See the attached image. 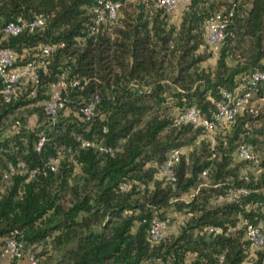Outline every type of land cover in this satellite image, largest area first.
Instances as JSON below:
<instances>
[{
    "label": "trees",
    "instance_id": "16d2710c",
    "mask_svg": "<svg viewBox=\"0 0 264 264\" xmlns=\"http://www.w3.org/2000/svg\"><path fill=\"white\" fill-rule=\"evenodd\" d=\"M96 1L0 0V48L14 52L16 64L44 60L40 44H64L37 67L34 95L31 83L9 101L0 92V124L25 106L35 118L19 116L0 127V246L13 235L26 249L42 246L30 254L54 264H264L262 111L238 114L215 145L200 140L182 152L174 185L158 176L171 150L194 144L205 131L177 125V113L195 106L214 128L225 127L215 121L223 90L264 102V79L250 81L264 73V0H235L222 10L233 8V15L213 66L203 65L213 56L204 21L218 12L216 0H191L177 23L153 0H113L120 4L116 22L91 35L89 8ZM36 15L48 17L43 31L4 35L8 22ZM63 70L69 72L65 103L52 119L42 102ZM93 94L95 115L85 119L79 108ZM240 144L252 147L257 163L235 158ZM53 158H59L55 170L47 164ZM237 188L248 193L219 199ZM171 211L186 214L184 222L152 242V217L169 223ZM244 222L261 226L262 246L252 247Z\"/></svg>",
    "mask_w": 264,
    "mask_h": 264
},
{
    "label": "built area",
    "instance_id": "2783aa9c",
    "mask_svg": "<svg viewBox=\"0 0 264 264\" xmlns=\"http://www.w3.org/2000/svg\"><path fill=\"white\" fill-rule=\"evenodd\" d=\"M154 4L163 9L165 12H170L176 7H180L181 11L188 7L191 0H153ZM120 4L113 0H97L90 8V20L87 24L89 34H96L100 31L104 25L113 24L118 18ZM233 15V8L227 13L218 11L211 14L204 21L205 41L208 49L217 54L223 45L225 38V29L229 24V20ZM48 23V17L45 15H36L30 20H24L20 17L14 21H10L5 24L3 33L6 36H15L24 30L30 33L43 31ZM63 43H46L40 44L39 53L44 60L29 61L26 64H16V54L9 48H0V83L2 88L0 90L5 101H9L12 95L16 92V89L31 83L33 88L31 94L34 95L38 87L39 77L37 67L42 66L45 61L53 54V52L63 47ZM23 56V54L21 55ZM69 78V72L63 70L58 79L50 85V97L48 101L44 103L45 113L52 119L56 117L57 111L64 107L65 100L63 98V91L67 87V79ZM258 79H264V73L255 72L251 75L250 81L254 82ZM72 86L80 85L79 80H72ZM250 93H239L235 91H222V100L217 103V111L215 113V121L225 127L234 120V118L244 112L245 110H252L250 101ZM99 100L97 94H93L88 102H84L79 112L85 119H91L95 115V106ZM175 123L181 124H193L194 126L201 127L205 131H212L215 126V122L205 118L199 109L195 106H190L185 110L177 113ZM45 138L40 137L37 142V149L42 146ZM82 147L91 146L97 148L100 151L106 150L105 147L95 141H82ZM182 148H175L170 151L167 159L160 166L158 171L159 178L163 179L166 183L174 185L176 182V175L174 172V166L179 161L182 154ZM235 158L238 160H247L257 163L256 154L252 147L248 144H240L235 151ZM59 163V158L49 159L48 166L55 170ZM13 168L10 167V172ZM206 175V170L202 172V176ZM121 189H125V185L120 186ZM248 193L245 188L231 189L224 196H220V200H233L239 196H244ZM246 236L250 240L253 248H258L263 244V234L260 225H253L248 222H244ZM209 230L218 231V228L210 227ZM169 232L168 221L158 215H154L151 219L148 233L149 239L152 242H158L166 237ZM24 244L17 240L13 235L5 238L4 244L0 252V264H20L24 255ZM26 264H40L38 259L33 254L27 255Z\"/></svg>",
    "mask_w": 264,
    "mask_h": 264
},
{
    "label": "rangeland",
    "instance_id": "374dc122",
    "mask_svg": "<svg viewBox=\"0 0 264 264\" xmlns=\"http://www.w3.org/2000/svg\"><path fill=\"white\" fill-rule=\"evenodd\" d=\"M217 2L220 3V7L218 9V11H222L224 10L232 1L235 0H216ZM240 2H242L243 0H238ZM181 13V8L180 7H176L174 10L168 12L169 16L171 17L172 22L177 23L178 18L180 16ZM216 54H213V56L210 58L211 63L213 62V65L216 62ZM231 63V61H229ZM204 65V62H203ZM46 93L50 94V89L48 88L46 91ZM49 98L46 99V101H48ZM45 101V102H46ZM44 101L42 103H45ZM251 106L254 107L255 109H259L260 111H262V113L264 114V102L262 100H258V99H252L251 100ZM67 111L70 109L69 106H67ZM27 108L29 109V107H21L17 110H15V112L13 114L8 115L7 117H4V119L2 120L3 123L0 124V127L6 128L7 126L10 125V123L13 121V119L19 117V116H25V118H29L32 119V121H35L34 116H31L28 111ZM229 127V126H228ZM227 127H220L217 126L216 128H214L212 131H204L201 134L198 135V137L196 138V141L194 144L192 145H187V146H183L182 147V151L183 153H187L188 151H190L191 149H193L194 147L199 145V141L200 140H204L206 143L210 144V146L215 145L216 144V140L218 139V137H220L223 133V130L226 129ZM255 168H253V166H249L248 168H246L245 170H249L251 172H254ZM203 181L205 183H208L209 180L207 178V176H204ZM190 194H184L183 198L187 199L189 197ZM167 217H169V229L170 231H176L177 228H179V226L182 224V222H184L185 218H186V214H182L180 212H175V211H171L167 213ZM2 246H0V252L2 249ZM31 250V251H30ZM42 251V246H31L29 248H24V252H23V259L26 257L27 255L30 253H34V254H38ZM22 259V260H23ZM38 261L40 264H54V259H50L47 256H38Z\"/></svg>",
    "mask_w": 264,
    "mask_h": 264
},
{
    "label": "crops",
    "instance_id": "0c3cea01",
    "mask_svg": "<svg viewBox=\"0 0 264 264\" xmlns=\"http://www.w3.org/2000/svg\"><path fill=\"white\" fill-rule=\"evenodd\" d=\"M179 22V18H178V21ZM204 66H213V62L211 63V60H207L204 62ZM175 232V231H174ZM194 256L193 255H189L188 259H192ZM27 263V258L25 257L21 262L20 264H26Z\"/></svg>",
    "mask_w": 264,
    "mask_h": 264
}]
</instances>
